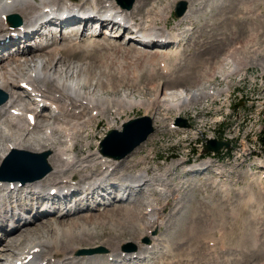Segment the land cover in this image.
Wrapping results in <instances>:
<instances>
[{
	"label": "rangeland",
	"instance_id": "obj_1",
	"mask_svg": "<svg viewBox=\"0 0 264 264\" xmlns=\"http://www.w3.org/2000/svg\"><path fill=\"white\" fill-rule=\"evenodd\" d=\"M75 1L80 4L85 2V0ZM180 1L188 3L186 13L188 12L190 15L188 17L184 15L186 18L177 19L173 12ZM112 3L116 4L113 1ZM152 7L160 8L165 17H157L156 9L152 11ZM129 11L132 12L134 21L139 24L142 23L140 18H144L146 15H150L149 21H153L158 26L166 24L165 28L169 32L181 35V41L178 47L175 44H170L164 45L166 48L162 47L163 49L158 47L142 48V46L138 47V44L135 45L136 43L133 44V41L126 39L129 30H119L117 34L120 37L117 36L112 40L104 37L103 32L106 29H102V33L96 38V41L104 43L103 41L107 42L109 39L113 41V44L98 48L96 52L92 48L90 49L91 57L89 56L90 59L94 57L95 64L101 65L102 69H98L95 76L100 75L102 78V87L96 91L95 84L94 86L91 84L84 86L83 80L78 81L77 78L72 77L74 79L72 81H75L77 87L82 88L83 92L95 98L100 97L102 100H106V98L113 99L114 97L119 100L125 96L126 99L140 100L142 104L144 101L143 105L133 106L131 109L128 108L124 98V101L122 99L119 101L121 104L116 109L105 101L101 108L96 107V110L91 113L88 111L91 120L85 124L83 130L76 135L78 138L75 139L74 155L79 162L68 172L69 175H73V182L76 180L74 185L91 173L101 170L100 165L94 164L97 161L95 156L88 157L87 159H90L88 162H84L83 159L100 151V144L104 137L113 129L119 130L123 121L148 116L154 127V132L140 143V146H136L132 152L120 160L117 159L118 164H115L107 172L108 180L106 182H110L112 179V185L110 189L108 188V192H111L112 195L100 192L102 195L88 201L89 205H93V209H89L90 207L88 210L76 208L78 213L64 219L65 222L70 220L75 222L77 227L86 226L83 237L76 236V240L73 241L81 244L78 254L95 251L91 249L101 248L100 244L102 243L98 242L107 240V237H115V234L123 233L121 237L127 240L122 247L132 243L135 247L134 252L139 247L138 244L157 245V249L155 251L153 249L151 254L149 253L143 264H264V174L261 171L263 168H259V163H255L256 159H261L263 160L261 162H264L263 148L258 147L256 142L257 135L264 128V94H256L255 90H248L245 92L247 98L251 99L253 104L255 102L258 104L246 105L245 100H240L235 102L236 104L234 103L240 108L235 109L232 104L229 110L221 108L220 102L207 101L205 99L207 95H199L196 100H191L188 104L180 106L179 110L169 105L166 106L167 100L162 98L165 90L168 92L176 89H196L201 83L211 78L220 59L227 53L234 58L236 67H247L249 70L264 69V0H135ZM141 26L143 25L141 24ZM88 30L90 31V28H85L84 34ZM70 31L73 34L76 29ZM69 34L67 32L64 36ZM75 39V37L72 40L65 39L64 41L57 39L56 51L63 49L62 45L65 42L76 44L78 39ZM32 42L35 43L34 40H31L30 43L33 44ZM127 48L138 49L139 53L144 49L151 53L158 52L164 60L156 57L141 61V59L133 58L131 54L123 51ZM36 52L34 55L42 57L43 54L48 53V50L38 51V54ZM17 57L31 59V56ZM82 58L83 56L71 57L69 59L72 61H69L74 66L77 63H83L84 59L82 60ZM24 62L23 60L21 63L23 69L27 65ZM103 68H106L107 73L103 71L105 70ZM102 73H106V75ZM232 88L234 87L230 84H225V87L219 86L218 90L229 91ZM243 103L246 107H243ZM42 115L38 119V123L31 126L30 132L24 129L20 133L31 138H37L32 135V132L43 135L42 127L49 120L50 115L47 113ZM177 119H184L190 128L177 129L173 127L176 125ZM10 131L18 132L12 129ZM212 139L227 142L230 145L227 149L228 153H225V148H223L222 153L218 152L213 158L209 157L211 152L202 149L205 140ZM5 145L6 142L1 143L0 149L5 148L3 147ZM48 146L50 155L47 157V164L51 170L44 178L50 177L55 168L51 157L56 151V144L50 143ZM122 146L119 148L123 152L126 148L123 149ZM244 149L247 150L245 153H243ZM237 153L241 155V158L236 159ZM207 160L210 165L217 164L223 168L226 176L222 177L220 181L214 182L213 169L195 170L204 165L203 163ZM186 161L189 163L185 164ZM25 162L26 164H15V168L29 166V163L34 164L32 160ZM254 163L258 164L256 169H259L263 174V179L261 174L257 173L259 170H255L256 172L248 170L253 167ZM13 165L10 164L7 169L3 170L2 175L11 177L12 171L9 167L12 168ZM139 169L147 171V178L159 173L165 174V178L162 181H154V184L149 181L145 182L137 189L141 192L140 194H132L126 200L122 201L121 199L113 202L114 189L121 187L119 185L124 184L128 175ZM186 169H192L195 172H190V170L186 174L184 172ZM27 170L24 174L28 175L30 170ZM41 170L43 169H40V172ZM110 175H112L111 178ZM250 176L255 177L248 178ZM160 182L165 188V192H163L165 194L152 191ZM78 189L80 188L77 187ZM130 190L132 191V189ZM148 191L152 192L151 196L155 199L154 202L158 207L169 202L166 206L167 209L162 212L164 221L166 220L165 224L153 227L148 234L150 239L140 237L138 234L133 235L131 229L122 230L116 227L117 223V225H123L124 220L121 219L127 220L123 215L122 208L124 207L138 204L140 218L146 206ZM172 192L173 195L170 196ZM117 195H121V193L119 192ZM24 198L26 199L27 196ZM82 200L75 203V207ZM110 200H112V204L103 205ZM95 201L100 205L95 207ZM38 202L33 211L30 210L32 207L30 203L24 204V206L30 205L27 210H18L23 219H17V221L27 219L26 221L32 223L30 226L26 225L17 230L23 236L30 235L37 238L34 233L38 232L44 236L53 233L49 222L54 218H59L61 213L57 214V212L59 213L63 207L60 204H55L56 208V205H59V210L55 213L53 208L55 214L48 215L46 214L48 209L45 210L48 206L46 208L44 206L48 204L43 203L41 206L40 201ZM22 203H26V201L24 200ZM85 204L86 202L83 201L82 206L85 207ZM39 208L44 211L39 210L40 214L36 213L33 216V212ZM121 211H123V218ZM109 214L112 219L108 216ZM90 216L94 221L104 218V220L102 219L104 222L102 221L101 224L91 223L86 218ZM34 218L36 220L32 222ZM10 220L16 222L15 217ZM141 220H143L142 222L146 221L144 218ZM111 221L113 222L110 223ZM19 222L16 225L27 224L24 221L19 225ZM7 225H9L8 220H1L0 254L3 252L2 248L6 249L5 251L15 248L12 239L13 233L5 239L7 232L11 231L10 228L7 230ZM11 226L13 228L14 224ZM185 229L191 231V235L187 236L184 233ZM95 237H98L100 241L94 240ZM192 239H197V243L192 244L193 248H189V244H184V242L185 240L193 241ZM6 241L8 242L6 243ZM7 244L12 247L8 248ZM224 249H227L226 252ZM138 264L140 263L138 262Z\"/></svg>",
	"mask_w": 264,
	"mask_h": 264
},
{
	"label": "bare ground",
	"instance_id": "obj_2",
	"mask_svg": "<svg viewBox=\"0 0 264 264\" xmlns=\"http://www.w3.org/2000/svg\"><path fill=\"white\" fill-rule=\"evenodd\" d=\"M70 1L0 0V54H2L3 52H7V54L5 55H0V90L4 91L7 94V101L4 104L0 105V144L6 142V145L3 146L5 148L0 149V172L5 170L6 167L9 166L5 164V167L3 168V164L7 161L10 156L8 155L7 158L6 155L10 151L15 150V152L19 153L16 154L17 158L26 157L25 155H22L21 152H30L34 154L46 155L50 154V147L48 145L50 143L56 144V151L51 157L55 168L53 169V172H51L50 177L44 178L45 176H40L43 173V171L40 172V169H42V167L30 166V174L26 175V177L24 175L26 183L22 188H19L18 190L8 189L7 185L5 184L9 182H0V222L4 219L8 220L9 225H7V230L11 229V231L7 232L5 239L8 238V236L10 237V235H12L13 233L12 239L15 244L13 245L15 246V248H11L12 246L7 244L8 248H11L9 249L10 251H5L6 249L3 248L1 249V251L3 252L0 254V263L138 264L139 262L140 264H143L145 258L149 256V253L152 252L153 249L154 251L155 249H157L156 244L147 245V243H142L138 244L141 248L139 249L138 247L135 252L134 249L131 251H126L122 249V246L127 239L122 238L121 236L123 235V233H120L115 234V237H107V240L103 242H98L102 243L100 244L101 248L91 249L95 251L86 252L84 254H78L79 250L81 249L79 245L81 244L74 243L73 241L76 240V236H79L81 238L83 237V232L85 231L86 226L77 227L75 222L71 220L65 222L66 220L64 219L68 218L73 214L78 213L79 211H77L76 208H86V210H88V207H90V205H88L87 203L89 201L88 199L93 200L95 199V197H99L100 192H108L110 186L112 185V179L110 180V182H106L108 180L106 177L107 172L115 164H118V162H116L117 160H115L116 157L112 156L113 154L111 152H108V154L110 155H106L102 154L101 151L97 150L99 153L96 152L93 155H88L83 160L84 162H88L90 161V159H87L88 157L95 156L97 161H95L94 164L100 165L101 170L97 173H91L88 177L84 178L82 181H79L74 185V182H76V180H74L73 182V175H69L68 172L76 163L79 162L77 161V158L74 155V147L76 144L75 139L78 138L76 137V135L83 130L85 124L91 120V116H88V111H90L91 113L92 111L94 112V110H96V107L101 108V105L103 106L105 101L109 105L111 104L112 108L115 109L119 104H121V102L119 101L121 99L123 100V98L126 100V104L130 109L133 106L143 105L144 101L142 104L140 100L136 101L135 99L131 98L126 99L125 96L123 98L119 97L121 98L119 100L118 98L116 99L114 97L113 99L106 98V100H102V98L100 97L95 98L94 96H90V94H86L85 92H83L82 88L77 87L74 83L75 81H72L74 80L72 79V77L77 78L78 81L83 80L85 82L83 83L84 86H87V84H91L94 86L95 84L96 91H99V88L102 87V78H100V75L98 77L95 76V74L98 73V69L102 68L101 65L97 63L95 64V62L93 61L94 57H92V59L89 58V56L91 57L92 54L90 49L94 48L96 52L98 48L106 47L110 44H113V41H110L109 39H107V42L103 41L104 43L96 41V38L100 35V33H102L101 31L97 34H94L92 32L87 34V32H89L88 30L86 31V34H84L85 28L89 29L88 24L92 21V19H94L93 13L95 12H118V14H120L119 19L122 20L124 23L119 25L117 29L124 28L130 30V33L127 35L128 41L131 40L134 43L142 46L143 48H162L164 47V45L168 46L170 44H175V46L178 47L181 41V35H174L173 33L169 32L167 28H165L166 24H164L163 26H158L154 24L153 21L150 22V15H146V17L144 18H140L142 19V23H136V25L134 26L131 25V23L134 21V18L132 17V12L121 8L117 4L118 2L115 0H85V2H83L82 4L77 3L76 5H72ZM112 1L116 4H113ZM62 5L64 6L65 10H62L58 13L57 8ZM153 9L155 10L156 8L152 7L151 10L153 11ZM155 13L157 14V17H165V14L162 12V10H160V8H157L155 10ZM12 15H19V17L21 18V23L18 24L16 27L14 26L13 28H11L8 24L10 22L7 23L6 21V19L8 17H12ZM184 15L188 17L190 14L188 12H185L182 15V18H186ZM68 18H70L71 20H66ZM49 20H55V22L59 24L61 30L67 29L70 31L72 29H76V32L73 34H71L72 31H70V34L68 31V36H64V34H67V32L60 33L59 40H72L73 37H75V40L78 39V41H76V44L80 45L77 46L76 44H68V42H65V44L62 45L63 49L56 51L57 38H54L50 43H47L44 46H40L39 43V45H36L34 48L29 47V44H26V42L32 40L31 37H35V34L39 33L38 29L42 28L43 25H49V23H46V21ZM126 24L129 25V27ZM141 24L143 26H141ZM103 25V22H101L100 28L103 27ZM75 26L78 27L75 28ZM112 29H115V26H112L111 30ZM135 29L145 34V37H151V42L149 44H146L140 41L138 38L139 36L133 32V30ZM107 33V31L103 32V34L105 35H107ZM111 37L112 36H109L108 38ZM6 40L8 41L6 42ZM20 44H24V48L22 50L19 49ZM45 50H48V53L43 54L42 57L34 55V52L36 51V53L38 54V51L44 52ZM123 51L131 54L133 58L135 57L137 59H141V61L154 59L156 57L161 58L158 52L151 53L146 49L142 50V52L140 53L138 49L135 48H127ZM94 55L96 56V54ZM17 56H31V59L27 60L26 58H18ZM77 56H83L82 60L84 59V62L80 59V61H82L83 63H77L73 66V63L69 61L71 60L69 58H76ZM228 58L230 59L231 65L233 67H236V65H233L234 58H232V56H225L220 62V64L224 60L225 63H228ZM161 59L160 62H162ZM23 60L25 61V64L27 63L25 69H23L21 64ZM103 69H105L103 71L106 72V68ZM106 73L104 74L106 75ZM261 74L262 73L258 74L257 76ZM106 79H108V77H106ZM109 86L111 87V85ZM222 86L225 87V84H223ZM220 91L221 93L225 92L224 94H226V91L228 90L220 89ZM207 94L208 93L201 92L200 94L196 93V90L193 89H176L168 92L165 90V93L164 95H162V98L167 100L166 106L169 105L170 107H174L179 110L180 106L188 104L191 100H196L199 95L205 96ZM216 96L217 94H212V97ZM44 113H47L50 116L48 118L49 120L42 127L43 135H40L37 132H32V135L37 138H31L28 135H25L24 133H20L23 132L24 129L28 130L29 132L32 130L31 125L26 120L28 114L35 115V126L39 121L38 119L43 116L42 114ZM23 117L25 118V120H23ZM108 127L110 126L108 125ZM11 129L16 130L18 132H12L10 131ZM111 145L115 146V150H120L118 145ZM100 148L101 150H103L104 146H100ZM236 156L238 158H241L239 153H237ZM255 163H259V168L264 169V162H261L260 159L255 160ZM203 164L204 165L199 168H196L195 170H204L206 168L211 167L210 162L208 160ZM241 165L242 164L240 163L239 166L241 167ZM256 165L258 168V164ZM48 166L49 165H47V167ZM190 170V172H195L192 169ZM184 172L187 174L188 171ZM146 173V170L139 169L136 170L134 173L128 175V177L124 180V184H126V186H124L125 191L126 189L128 190L126 199H128V197L132 194H140L141 192L137 189L140 188V185L144 184L145 182L149 181L151 183L153 182L154 184V181H162L165 178V174L160 173L156 174L155 176H152L151 178H147ZM217 174L218 175L214 176V182H218L221 180L222 177L226 176L225 170L221 167L218 168ZM109 177L111 178L112 175H110ZM161 183L162 182H160V184H157L152 191L156 193L165 194L163 193L165 192V188ZM121 185L122 184H120L119 186ZM77 187H79L80 189L77 190ZM130 189H132V191ZM53 191L54 193H52ZM77 193H79L78 198H76L74 202L71 201L72 199L70 200V196ZM146 195V206L144 212L141 213L140 216L141 219L144 218V221H146L142 222L143 220L139 218V205L135 204L131 207L128 206L127 208H122V210L124 211L123 215L126 217L127 220L125 221V219H121L124 220L123 225L120 226L117 225V223L116 227H119V229L122 230H124L125 228L127 230L131 229L133 231L131 232L133 235L138 234V236L140 237H147V239H150L148 235L150 230L153 227L165 224L166 220L164 221V216L162 215V212L167 209L166 206L169 202H167L166 205L163 204L162 206L158 207L154 202L155 199H153L151 196L153 195L152 192L149 193L148 191ZM172 195L173 192L170 196ZM25 196H27L26 199L24 198ZM44 199L50 201V205L48 206V208H46L45 206V210L48 209V213H46L48 215L54 212L56 213L57 210H59V205H56V208L55 204H60L63 207L59 213L57 212V214L61 213L58 216L59 218H54L51 222H49V227L53 229V233L45 236L40 235V233L38 232L34 233L36 235L35 237L37 238H33L30 235L23 236L21 233H18L17 230L22 229L23 226H30V224L32 225L31 222L26 221L27 219L24 220L27 224H22L24 221H17V219H23L20 214H17L19 212L18 210H27L30 205L24 206V204L30 203L32 204L30 210L33 211L35 209L34 207L37 205V203H39L38 201H40V205L42 206ZM81 199H83L82 202H86L85 207L82 206V202L75 207V203H77ZM24 200L26 201V203H22ZM120 200L121 199H119V201ZM113 202H115V200H113ZM110 204H112V200H110L108 203L106 202L103 205ZM68 205H71V207H68ZM98 205L99 204H96V206ZM53 208L55 209V211L53 210ZM89 209L93 208L91 207ZM39 210L41 212L44 211V209L41 210V208H39L38 210L34 211L32 215L34 216V214L36 215V213L40 214L38 213ZM49 210L51 211L49 212ZM118 210L119 208L117 209V211ZM123 211L120 212L122 218ZM3 212H5V214H3ZM110 215L111 214H109L108 216L110 217ZM14 217L16 218L15 223L14 221L10 220V218L13 219ZM86 218L94 224H101V222L104 220V218H102L103 220L100 218L99 221H94L92 220L91 216ZM35 220L36 219L34 218L32 222H35ZM18 222L19 225H22H16L18 224ZM112 222L113 221H111L110 223ZM11 224H14L13 228ZM184 233L187 236L191 235V231L187 229H185ZM94 240L100 241L98 237H95ZM192 240L193 241L185 240L184 244H189V248H193L192 244L197 243V239ZM86 241H88V239H86ZM7 242L8 241H6V243ZM132 245L133 244L131 243L129 245H125V247ZM189 253L191 254V251Z\"/></svg>",
	"mask_w": 264,
	"mask_h": 264
},
{
	"label": "water",
	"instance_id": "obj_3",
	"mask_svg": "<svg viewBox=\"0 0 264 264\" xmlns=\"http://www.w3.org/2000/svg\"><path fill=\"white\" fill-rule=\"evenodd\" d=\"M121 6L129 9L131 8L134 0H116ZM187 8V3L186 1H180L175 9L174 15L176 18L181 17V15L185 12ZM5 99L0 100V104H2L4 102ZM176 125L182 128H188L189 125H187V123L182 120L179 119L176 121ZM154 131V129L152 128V121L150 118L147 117H142V118H137L135 120H131L128 121L126 123H124L122 125V131L119 132L117 130H113L107 137H106V141L104 140L103 143H101V146H104L103 150L101 151L103 154L106 155H110L108 154V152H111L114 156L116 157V159H121L123 158L125 155L129 154L130 152L133 151V149L136 146H139L140 143H142L143 141L146 140V138L152 134ZM132 133V134H131ZM114 145H120L119 147L122 148H126L124 149V151H121V148H119L120 150L116 149L115 150V146H112L111 144ZM122 144V145H121ZM222 146H225V148H228L229 145L227 143H219L217 141H208L207 145H206V151L207 152H218ZM16 154H19L15 151H13L9 158L7 159V161L3 164V168L5 167V164L10 165V163L14 164L13 167H9L11 169V178L16 180H22V177L24 176V172H26L27 169H30V166H38V167H42L41 172L43 171L42 175L40 176H45L49 171L50 168L47 167V163H46V158L48 156V154L46 155H36V154H32V153H28V152H21L22 155H25L26 157H21V158H17ZM32 160L34 164L29 163V166H19L18 168H15V164L17 163H21V164H26L25 161L28 162V160ZM38 161L37 163L35 161ZM40 163V164H39ZM28 167V168H27ZM22 170V172H20ZM19 171V172H17ZM28 171V170H27ZM20 174V175H19ZM11 178L9 177L8 179L11 180ZM0 179H2V177H0Z\"/></svg>",
	"mask_w": 264,
	"mask_h": 264
},
{
	"label": "trees",
	"instance_id": "obj_4",
	"mask_svg": "<svg viewBox=\"0 0 264 264\" xmlns=\"http://www.w3.org/2000/svg\"><path fill=\"white\" fill-rule=\"evenodd\" d=\"M260 142L264 145V131L260 136Z\"/></svg>",
	"mask_w": 264,
	"mask_h": 264
},
{
	"label": "built area",
	"instance_id": "obj_5",
	"mask_svg": "<svg viewBox=\"0 0 264 264\" xmlns=\"http://www.w3.org/2000/svg\"><path fill=\"white\" fill-rule=\"evenodd\" d=\"M263 75H264V74L262 73V74H261V75H259L258 77H259V78H261V80H263V79H262V76H263Z\"/></svg>",
	"mask_w": 264,
	"mask_h": 264
}]
</instances>
